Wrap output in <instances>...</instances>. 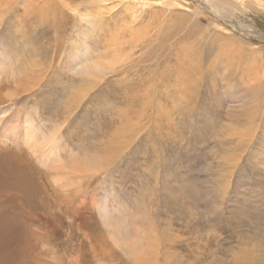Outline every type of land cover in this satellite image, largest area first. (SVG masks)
Returning a JSON list of instances; mask_svg holds the SVG:
<instances>
[{"label": "rangeland", "instance_id": "rangeland-1", "mask_svg": "<svg viewBox=\"0 0 264 264\" xmlns=\"http://www.w3.org/2000/svg\"><path fill=\"white\" fill-rule=\"evenodd\" d=\"M221 2L0 0V264H264V0Z\"/></svg>", "mask_w": 264, "mask_h": 264}, {"label": "bare ground", "instance_id": "bare-ground-1", "mask_svg": "<svg viewBox=\"0 0 264 264\" xmlns=\"http://www.w3.org/2000/svg\"><path fill=\"white\" fill-rule=\"evenodd\" d=\"M218 1V5H217V7L218 8H220L224 3L223 2H221V0H217ZM256 1V0H255ZM209 3V6H211V7H215L213 4H211L210 2H208ZM227 3V2H226ZM36 5V4H35ZM258 5V4H257ZM224 7V6H223ZM224 9V8H223ZM36 11V10H35ZM223 12H224V10H222ZM200 12H196V14L198 15ZM217 13V12H216ZM221 13V12H220ZM226 13V12H225ZM217 15V14H216ZM226 20V19H225ZM53 26L55 27V24H53ZM114 49V48H113ZM114 51V50H113ZM234 52V51H233ZM233 52H231V53H233ZM217 59H219L220 60V58H217ZM186 61H187V59H186ZM177 68L175 69L176 70V73L175 74H177L178 76L181 74L180 73V69H181V67H182V75L184 76V77H186V79H188V80H190V81H192L193 80V78L194 77H192V75H197V73L199 72V67H200V63L199 62H196L195 63V65H192V67L191 68H189V66H187V67H184V66H182V63H180V64H178L177 63ZM209 66H211V64H209ZM90 69H91V67H90ZM92 70H93V67H92ZM92 70H90V71H92ZM126 70V69H125ZM82 71V70H81ZM168 72V71H167ZM196 77V76H195ZM165 79H167V78H165ZM168 80V79H167ZM169 82V81H168ZM140 83H144V81H141ZM145 83H148V81L146 80L145 81ZM168 84V83H167ZM234 95V94H233ZM148 96V95H147ZM258 104V103H257ZM256 113V112H255ZM236 118V117H235ZM236 120V119H235ZM252 121V120H251ZM237 121H234V124L232 125L233 126V128L234 129H232L231 127H229V129H228V131L230 132L229 133V136H231V137H233V136H239V133H240V131H239V129L237 128L238 127V125H239V123H236ZM250 122V121H249ZM248 133V132H247ZM134 135V134H133ZM128 141V140H127ZM48 143V142H47ZM240 147V146H239ZM219 167V166H218ZM228 178V177H227ZM224 186V185H223ZM194 187V186H193ZM21 218V217H20ZM14 219V218H13ZM9 221V220H8ZM36 221V220H35ZM187 222V221H186ZM20 224H21V222H20ZM27 226V225H26ZM37 226V225H36ZM27 228V227H26ZM35 228H37V227H35ZM225 228V227H224ZM41 230H43L42 228H40ZM19 230H20V228H19ZM47 230V229H46ZM37 231H39V229L37 230ZM44 231V230H43ZM3 232V231H2ZM36 235H39L40 236V234L38 233V232H36L35 233ZM46 234H47V232H46ZM42 236V235H41ZM233 236V235H232ZM230 237V236H229ZM249 243V242H248Z\"/></svg>", "mask_w": 264, "mask_h": 264}]
</instances>
